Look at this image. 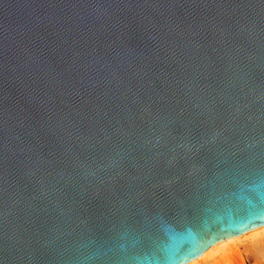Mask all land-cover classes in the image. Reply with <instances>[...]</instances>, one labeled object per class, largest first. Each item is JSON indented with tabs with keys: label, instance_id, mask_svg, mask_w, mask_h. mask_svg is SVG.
<instances>
[{
	"label": "water",
	"instance_id": "95a60500",
	"mask_svg": "<svg viewBox=\"0 0 264 264\" xmlns=\"http://www.w3.org/2000/svg\"><path fill=\"white\" fill-rule=\"evenodd\" d=\"M264 225V0H0V264H186Z\"/></svg>",
	"mask_w": 264,
	"mask_h": 264
},
{
	"label": "rangeland",
	"instance_id": "374dc122",
	"mask_svg": "<svg viewBox=\"0 0 264 264\" xmlns=\"http://www.w3.org/2000/svg\"><path fill=\"white\" fill-rule=\"evenodd\" d=\"M212 248L197 264H264V227Z\"/></svg>",
	"mask_w": 264,
	"mask_h": 264
},
{
	"label": "bare ground",
	"instance_id": "6f19581e",
	"mask_svg": "<svg viewBox=\"0 0 264 264\" xmlns=\"http://www.w3.org/2000/svg\"><path fill=\"white\" fill-rule=\"evenodd\" d=\"M262 227H264V225L261 226V227H259V228H262ZM259 228L254 229V230H251V231H249V232H253V231H255V230H258ZM249 232H246V233L241 234V235H239V236H235V237L227 238V239H225V240H223V241H221V242L215 244L214 246H212L211 248H209L206 252H204L201 256L195 258L194 260H192V261H190V262H188V263H186V264H197V263H199V262L201 261V259H202V258H203V257H204V256L210 251V250H212V248H214L215 246H217L216 248H219L221 245L231 244L232 242L239 240L240 238H242L245 234H248Z\"/></svg>",
	"mask_w": 264,
	"mask_h": 264
}]
</instances>
